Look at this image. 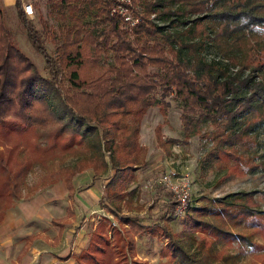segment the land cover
Returning a JSON list of instances; mask_svg holds the SVG:
<instances>
[{
    "label": "trees",
    "instance_id": "16d2710c",
    "mask_svg": "<svg viewBox=\"0 0 264 264\" xmlns=\"http://www.w3.org/2000/svg\"><path fill=\"white\" fill-rule=\"evenodd\" d=\"M45 1L57 25L39 12L40 30L25 16L20 0L14 4L30 45L42 55L46 75L20 50L0 7V220L34 163L85 143L92 145V153L62 171L67 203L64 215L51 219L58 226L53 240L74 216L73 178L81 170L90 169L93 177L109 171L98 198L104 213L86 244L65 257L72 256L76 264H152L136 256L135 238L145 234L164 239L154 264H206L218 243L248 246L254 263L264 264V245L238 230L251 227L264 236V209L249 205L250 191L203 195L199 204H186L182 224L196 235L193 251L171 230L174 201L166 189L156 214L121 212L120 206L130 194L134 168L146 160L139 120L153 105L165 115L168 98L180 109L182 135L166 137L157 124L158 146L187 143L199 134L209 141L201 160L223 170L222 175L246 165L250 157L241 150L256 138L264 117V0H160L166 11L175 3L173 12L190 16L191 26L218 46L233 71L197 53L181 57L178 45L173 47L176 36L140 14L146 0L139 7L132 1L138 16L133 24L110 11L114 0ZM42 35L53 43L52 54Z\"/></svg>",
    "mask_w": 264,
    "mask_h": 264
},
{
    "label": "rangeland",
    "instance_id": "374dc122",
    "mask_svg": "<svg viewBox=\"0 0 264 264\" xmlns=\"http://www.w3.org/2000/svg\"><path fill=\"white\" fill-rule=\"evenodd\" d=\"M39 12L47 23L55 27L56 20L49 14L45 0H35ZM139 7L140 0H134ZM149 4L142 5L140 14L147 16L151 23L160 25L163 33L176 36L173 47L178 45V54L189 57L197 53L206 61H214L226 71H233L235 66L228 62L219 51L217 45L207 38H201L193 28L190 16L187 17L180 10L173 12L178 5L173 3L170 11L163 9L160 0H146ZM33 10L31 21L40 30L37 21V11ZM5 24L20 50L34 63L36 69L46 75V68L42 55L29 43L22 24L15 14L3 12ZM191 26V27H190ZM190 27V28H188ZM43 44L49 53H53V43L42 35ZM179 43H178V42ZM183 42L182 46L179 45ZM193 45H189L192 44ZM196 43V44H195ZM107 60H111L110 57ZM105 60H102L104 62ZM169 100L165 115H162L157 105L147 107L139 120V143L146 147L145 163L134 168V179L127 185L130 194L127 201L120 202L121 212L144 215L156 214L159 209L161 196L153 197L151 189L161 190L159 183L147 181L149 175H156L166 169L187 171L190 177V192L188 207L197 205L203 200V195L209 197L222 196L235 191H250L249 205L257 209H264V117L256 127V138L248 144V148L241 150L247 159L243 169L224 176L223 170L214 164L201 160V155L207 148L209 141L199 134L192 135L187 143L172 142L165 147L158 146L155 141V126H161V133L166 137H181L178 118L180 109L176 101ZM263 109H264V105ZM10 115V114H9ZM5 141L7 138H1ZM10 141L13 138L9 139ZM92 145L83 144L73 147L68 152L52 159L36 162L25 174L16 196L0 220V262L12 264H42L46 259L64 255L68 251L77 252L86 244L90 230L104 211L99 207L98 198L101 185L109 171L104 170L93 177L90 169H84L74 176L76 186V215L65 225L58 242H50L57 227L51 219L64 214L67 202L66 189L62 179V171L73 165L78 159L92 153ZM255 164V168L248 171L247 164ZM150 172V173H149ZM153 176V178L155 177ZM153 180V179H152ZM153 188V189H154ZM164 189V188H162ZM160 192L165 193V189ZM82 193H84L82 195ZM202 197V198H201ZM183 213L172 214L168 219L171 230L176 234L180 243L191 251L196 245V235L189 232L182 224ZM240 228V229H239ZM237 229V227H236ZM242 233L250 236L254 241L264 245V236L251 227H238ZM29 236V237H28ZM164 239H155L145 234H138L135 238L136 256L154 264L160 260L158 251ZM215 256L206 257V264H255L252 252L248 246L236 243L230 247H213ZM219 250V252H217ZM198 254L200 253L197 251ZM59 264H76L75 262H60Z\"/></svg>",
    "mask_w": 264,
    "mask_h": 264
},
{
    "label": "built area",
    "instance_id": "2783aa9c",
    "mask_svg": "<svg viewBox=\"0 0 264 264\" xmlns=\"http://www.w3.org/2000/svg\"><path fill=\"white\" fill-rule=\"evenodd\" d=\"M132 1L133 0H114V4L110 8V11L118 14L126 23L133 24L138 20V16L132 10ZM21 7L25 15H31L33 13L32 6L29 2H22ZM152 182L159 183L160 186L169 192L170 197L174 201V213H182L189 201L191 186L187 171L166 169L158 172Z\"/></svg>",
    "mask_w": 264,
    "mask_h": 264
},
{
    "label": "crops",
    "instance_id": "0c3cea01",
    "mask_svg": "<svg viewBox=\"0 0 264 264\" xmlns=\"http://www.w3.org/2000/svg\"><path fill=\"white\" fill-rule=\"evenodd\" d=\"M22 2H29L30 4H31V6H32V8L34 9V10H36L37 11V13H39V6H38V4H37V1H35V0H20V5L22 4ZM15 0H0V7L3 9V12L4 11H9V12H12L13 14H15V16H16V18H18V16H17V14H16V8H15ZM32 15V14H31ZM31 15H25L27 18H29L30 20H31ZM18 20H19V18H18ZM91 171V170H90ZM92 173V172H91ZM150 173V172H149ZM155 175V174H154ZM154 175H149V177H148V179H147V181H148V183L150 182H152V179H153V176ZM73 181H74V178H73ZM76 187V186H75ZM154 188V187H153ZM151 189V193H153V197L155 198L156 197V195L158 194L159 196H161L162 194H163V192H160L161 190H164V189H162L161 188V190H157L156 188H154V189ZM160 188V187H159ZM100 192H101V190H100ZM76 193V192H75ZM75 193H74V198H75V205H74V216L76 215V204H78V201H77V198H76V195H75ZM84 193H82V195H83ZM100 194V193H99ZM157 201H160V198H157ZM67 203V202H66ZM8 208V207H7ZM64 209H65V207H64ZM65 213V212H64ZM64 215V214H63ZM62 216V215H61ZM73 216V217H74ZM59 217V216H58ZM73 217H70L69 218V220L67 221V222H65L64 223V225H63V228H62V230H61V232H60V236H59V238L61 237V235H62V231H63V229L65 228V225L66 224H68L70 221H71V219L73 218ZM54 224V223H53ZM56 227H57V230H56V233L54 234V235H56L57 234V232H58V226L56 225V224H54ZM93 227V226H92ZM54 235L52 236V238H51V240H50V242H52L53 244H55V243H57L58 242V240H59V238H58V240L55 242L54 240H53V237H54ZM29 237V236H28ZM70 252H74V251H68V252H66L64 255H62V256H59V257H57V261L58 262H55L54 260H55V257H51V258H49V259H46V260H44L43 262H42V264H59V261L60 262H71V261H73V262H75L74 261V259H73V257L72 256H68V257H65V255L67 254V253H70ZM76 263V262H75ZM0 264H12V263H9V262H6V261H2V262H0Z\"/></svg>",
    "mask_w": 264,
    "mask_h": 264
}]
</instances>
